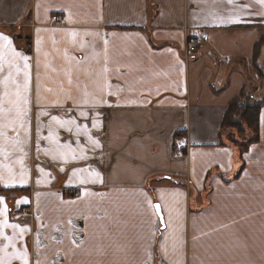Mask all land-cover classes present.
I'll return each mask as SVG.
<instances>
[{
  "label": "crops",
  "instance_id": "1",
  "mask_svg": "<svg viewBox=\"0 0 264 264\" xmlns=\"http://www.w3.org/2000/svg\"><path fill=\"white\" fill-rule=\"evenodd\" d=\"M192 29L208 40L185 58ZM263 34L262 0H0L16 78L23 57L31 74L24 128L0 129V221L19 225L0 257L264 264V102L240 157L221 132Z\"/></svg>",
  "mask_w": 264,
  "mask_h": 264
},
{
  "label": "snow or ice",
  "instance_id": "2",
  "mask_svg": "<svg viewBox=\"0 0 264 264\" xmlns=\"http://www.w3.org/2000/svg\"><path fill=\"white\" fill-rule=\"evenodd\" d=\"M264 2V0H262ZM0 39L6 40L7 37H0ZM19 53L15 51V49L11 48V41H7V46H0V74L5 72V66H7V74L0 77V88L3 89L2 93H0V116L5 114H11L13 112L16 113V119L10 120L8 124L3 125L0 124V129L5 127H12L13 131H16V125H19L20 128H24L25 126V119L26 116V108L25 106L28 104L26 93L30 90V81H31V74H30V65L27 63V57H23L22 59L25 61L24 63V72H23V82L18 80L16 77L20 75V67L18 64L14 63L15 58L19 57ZM15 69V73L13 72ZM5 104L8 107H5ZM81 116H84L85 113L81 112ZM54 121H57L61 124V126L65 125H72L75 124L76 121L74 119H69L66 121H59L57 117H52ZM69 132L72 129L69 127L67 129ZM77 131H79V126H77ZM5 136L3 131H0V137ZM51 138V134L49 136ZM65 147H70V145H65ZM0 154H4L5 156L7 153L3 148H0ZM11 172V169L9 168ZM98 175V174H97ZM157 210L159 206H156ZM6 208L0 211V216H3L6 212ZM11 227L16 229L19 225L16 224H8L6 220L0 221V229ZM21 233H23L24 229H20ZM0 237L7 240L9 244H11L12 237L6 236L2 230H0ZM8 245H5L7 248ZM6 255H8L6 253ZM12 255L19 256L21 259L24 260V264H28L26 253H13ZM0 264H8V261L4 257H0Z\"/></svg>",
  "mask_w": 264,
  "mask_h": 264
},
{
  "label": "trees",
  "instance_id": "3",
  "mask_svg": "<svg viewBox=\"0 0 264 264\" xmlns=\"http://www.w3.org/2000/svg\"><path fill=\"white\" fill-rule=\"evenodd\" d=\"M263 38L264 34L261 35L259 39L254 42V52L252 55V59L255 62V65H258L257 54L263 41ZM244 87L245 86H243V88L241 89L239 95L232 98L231 101L228 103L223 121L221 123V132H223L225 143H228V145L233 148L234 154L238 157L241 156L242 149L245 148V145H243L241 149L237 148L236 144L240 142V139H238L239 137L235 136L234 134L239 131V129H241L242 131H245L246 129H252L253 132L257 134L259 105L264 102V99L254 101L253 96L251 94H249L250 101H241L240 98L243 92H245ZM254 140L251 139L248 143Z\"/></svg>",
  "mask_w": 264,
  "mask_h": 264
},
{
  "label": "rangeland",
  "instance_id": "4",
  "mask_svg": "<svg viewBox=\"0 0 264 264\" xmlns=\"http://www.w3.org/2000/svg\"><path fill=\"white\" fill-rule=\"evenodd\" d=\"M207 40H208V38L206 37V40L201 42V45L205 44V42H207ZM262 53H263V50L261 51V54ZM252 58L253 57L251 56L250 65L246 69V72L241 73V74H243V77L246 79V81H244V82L248 81V83L244 87L245 92H243V94L240 98L241 101L249 100V96H250L249 94H251L253 96L254 101L264 99V90L261 91V89L260 90L257 89L258 86L260 87L262 85V83L264 82V58L262 59V55L260 56L258 62L256 61L258 65H255V62L253 61ZM234 135L238 136L239 137L238 139H240V142H238V144H236L237 148L241 149L242 146L245 145V148L242 149V152H243L244 150H247L250 143L257 140L258 130H257V134H256L255 132H253L252 129H246L245 131H242L241 129H239V131H237ZM251 139H253V140L256 139V140L248 143Z\"/></svg>",
  "mask_w": 264,
  "mask_h": 264
},
{
  "label": "built area",
  "instance_id": "5",
  "mask_svg": "<svg viewBox=\"0 0 264 264\" xmlns=\"http://www.w3.org/2000/svg\"><path fill=\"white\" fill-rule=\"evenodd\" d=\"M51 19L54 23L57 24H63L64 22L63 16L57 13H52ZM204 40H206V35L202 30H198V29L189 30L185 35V41L182 49L183 56L185 58H188L191 54L195 53L198 47L201 45V42H203ZM181 149H182L181 147L175 146V152H181ZM22 210L23 209H18V212H22ZM29 213L30 216H32V212L28 211V214Z\"/></svg>",
  "mask_w": 264,
  "mask_h": 264
},
{
  "label": "water",
  "instance_id": "6",
  "mask_svg": "<svg viewBox=\"0 0 264 264\" xmlns=\"http://www.w3.org/2000/svg\"><path fill=\"white\" fill-rule=\"evenodd\" d=\"M154 206H155V209H156V211H157V214H158V217H159V221L161 222V221H162V217H161L160 210H159V209L157 210V208H156L157 203H155Z\"/></svg>",
  "mask_w": 264,
  "mask_h": 264
}]
</instances>
